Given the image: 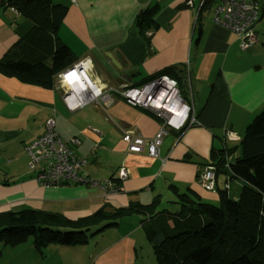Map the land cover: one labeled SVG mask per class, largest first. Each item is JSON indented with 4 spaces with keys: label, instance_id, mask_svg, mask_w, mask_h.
<instances>
[{
    "label": "crops",
    "instance_id": "1",
    "mask_svg": "<svg viewBox=\"0 0 264 264\" xmlns=\"http://www.w3.org/2000/svg\"><path fill=\"white\" fill-rule=\"evenodd\" d=\"M5 1L0 0V58L17 41L18 27L25 21L3 5ZM190 1L52 0L66 6L57 35L76 61L96 50L105 61L104 73L116 86L169 70L167 76L179 82L195 121L183 126L181 133L169 128L157 157L149 156L146 146L131 152L123 133L153 138L162 120L152 111L128 104L113 91L108 98L69 111L62 101L63 88L55 81L44 88L0 72V212L37 209L75 220L101 207L113 211L132 202L147 204L155 196L160 198L156 212L172 208L174 212L175 192L219 201L218 189L226 181L219 167L214 190L203 187L198 176L216 161L212 154L219 150L234 147L233 152L226 151L228 161L239 155L247 125L264 110V51L254 48L263 44L264 26L258 25L264 14L255 26L257 43L243 49L236 34L212 22L210 11L198 13L201 0ZM151 6H158L156 27L142 33L134 18L140 9ZM49 117H54L62 142L85 159L79 174L109 180L120 187L117 192L106 194L100 187L78 182L37 184V167L30 166L25 146L43 134ZM227 132H234L236 138L229 139ZM72 138L79 143L71 145ZM121 166L128 170L124 180L117 176ZM234 183L227 192L233 188L236 195L239 183ZM148 218L147 213L134 211L89 234L82 244L52 242L41 251L30 238L17 245L0 242V264H157L144 227Z\"/></svg>",
    "mask_w": 264,
    "mask_h": 264
},
{
    "label": "trees",
    "instance_id": "2",
    "mask_svg": "<svg viewBox=\"0 0 264 264\" xmlns=\"http://www.w3.org/2000/svg\"><path fill=\"white\" fill-rule=\"evenodd\" d=\"M3 5L25 21L18 27L17 41L0 58V72L25 83L52 87L56 74L78 59L57 35L66 6L52 0H6ZM204 9L210 11L208 4L200 6L198 13ZM157 10L158 6H151L136 13L134 25L140 32L156 27ZM167 71L142 77L132 85L140 86ZM175 81L178 88L179 82ZM178 92L185 102L183 91L178 88ZM240 148V154L231 161L225 154L233 152L234 147L212 154V160H216L212 163L226 177L225 186L217 188V204L192 193L175 192L178 209L166 213L155 211L158 196L147 204L132 202L113 211L101 207L75 220L37 209L2 211L0 242L17 245L30 238L40 251L52 242L82 244L89 234L136 211L149 216L144 227L157 264H264V110L247 125ZM229 180L239 183L236 195L227 192Z\"/></svg>",
    "mask_w": 264,
    "mask_h": 264
},
{
    "label": "built area",
    "instance_id": "3",
    "mask_svg": "<svg viewBox=\"0 0 264 264\" xmlns=\"http://www.w3.org/2000/svg\"><path fill=\"white\" fill-rule=\"evenodd\" d=\"M75 2V0H69ZM209 0H201L200 6L208 4ZM215 1V0H214ZM191 1L187 0V4ZM210 10L211 20L242 40V48L247 49L257 43L255 26L264 14V0H219ZM87 54L73 65L68 66L59 74L63 89L62 101L69 111H74L88 103L108 98V92L113 91L130 105L140 106L152 111L162 120L161 125L151 139H144L128 131L122 135L128 151L139 152L143 146L147 147L148 155L158 156V146L169 128L179 129L185 122L192 124L195 121L191 106L184 102L180 96L176 81L162 74L141 84L140 86L124 85L116 86L108 80L99 81L95 76V69L100 68L105 61L98 62ZM95 61V65L91 59ZM89 65H86V64ZM69 72H73L69 74ZM104 72V71H103ZM105 74V73H104ZM106 75V74H105ZM107 76V75H106ZM162 91L170 92L174 96L176 108L179 114L172 108L166 107L168 97L161 96ZM160 93V94H159ZM229 139H235L234 132H227ZM76 145L79 140L72 138L69 142ZM29 157L30 166L37 167L35 181L41 186H57L67 182L84 183L94 187H100L108 193L117 192L120 187L111 181L90 180L79 174V169L85 163V159L74 154L72 147L62 142L55 132L54 117H49L44 122V132L37 139L25 146ZM216 167L211 162L199 174L198 180L203 187L213 190L215 187ZM120 180L128 176V170L121 166L117 171Z\"/></svg>",
    "mask_w": 264,
    "mask_h": 264
},
{
    "label": "bare ground",
    "instance_id": "4",
    "mask_svg": "<svg viewBox=\"0 0 264 264\" xmlns=\"http://www.w3.org/2000/svg\"><path fill=\"white\" fill-rule=\"evenodd\" d=\"M90 54H91L90 56L98 60V62H101L102 59L96 50H92ZM86 65H89V64L87 63ZM72 73L73 72H69V74H72ZM95 76L97 80L99 81L108 80V77L104 74V72L100 68L95 69ZM164 95L168 97V100L165 103L166 107L172 108L175 112H177V114H179L180 111L175 106V103H174L175 99H174L173 94L170 93L169 91L168 92L162 91V93L160 94V99H161V96H164Z\"/></svg>",
    "mask_w": 264,
    "mask_h": 264
},
{
    "label": "rangeland",
    "instance_id": "5",
    "mask_svg": "<svg viewBox=\"0 0 264 264\" xmlns=\"http://www.w3.org/2000/svg\"><path fill=\"white\" fill-rule=\"evenodd\" d=\"M217 2H219V0H209L208 1V7L211 9L212 7H213V5H215ZM264 26V21H263V23H261V24H259L258 25V28L260 27V26ZM260 34H259V36H258V38H260ZM262 42H263V44H261V42H260V44L259 45H256V46H254V48L255 47H260V48H262V50L264 51V39L262 40ZM257 47V48H258ZM262 51V52H263ZM262 52H258L259 53V55L260 54H263ZM91 59V58H90ZM91 61H92V63L95 65L96 63H95V61L93 60V59H91ZM76 62H78V61H75L74 63H76ZM74 63H72V65L74 64ZM110 68V67H109ZM65 69V68H64ZM64 69H62L61 71H63ZM112 69H113V67H112ZM61 71H59L58 72V74H56V76H55V78H54V81L59 85V86H61L63 89H65V86L62 84V81H61V78L59 77V74L61 73ZM114 71V70H113ZM148 81V80H147ZM138 87V86H137ZM64 93V92H63ZM89 104V103H88ZM218 178H220V180H221V183L223 182V176L221 175L220 176V174L218 175V177H217V179ZM218 181V180H217ZM221 183H219V185H221ZM230 184H232L233 185V188H234V185H235V183H234V180H231V182H230ZM223 187V186H222ZM233 188L232 189H230L229 190V193H230V195L231 196H233ZM217 191V190H216ZM212 203V202H211ZM218 203V202H217ZM217 203H215V204H217ZM174 209L172 208V209H170L169 211L170 212H172Z\"/></svg>",
    "mask_w": 264,
    "mask_h": 264
},
{
    "label": "water",
    "instance_id": "6",
    "mask_svg": "<svg viewBox=\"0 0 264 264\" xmlns=\"http://www.w3.org/2000/svg\"><path fill=\"white\" fill-rule=\"evenodd\" d=\"M106 56H107V58H109L110 60H111V62L113 63V64H117V62L113 59V57L111 56V54H106Z\"/></svg>",
    "mask_w": 264,
    "mask_h": 264
}]
</instances>
